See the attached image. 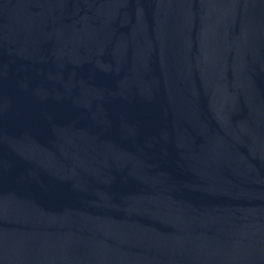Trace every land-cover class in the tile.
<instances>
[{
	"label": "water",
	"instance_id": "95a60500",
	"mask_svg": "<svg viewBox=\"0 0 264 264\" xmlns=\"http://www.w3.org/2000/svg\"><path fill=\"white\" fill-rule=\"evenodd\" d=\"M0 264H264V0H0Z\"/></svg>",
	"mask_w": 264,
	"mask_h": 264
}]
</instances>
